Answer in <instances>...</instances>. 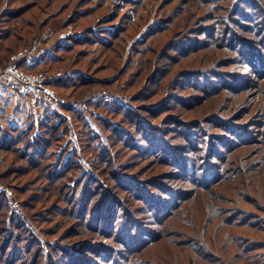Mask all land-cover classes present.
I'll list each match as a JSON object with an SVG mask.
<instances>
[{
  "label": "rangeland",
  "instance_id": "obj_1",
  "mask_svg": "<svg viewBox=\"0 0 264 264\" xmlns=\"http://www.w3.org/2000/svg\"><path fill=\"white\" fill-rule=\"evenodd\" d=\"M0 264H264V0H0Z\"/></svg>",
  "mask_w": 264,
  "mask_h": 264
},
{
  "label": "built area",
  "instance_id": "obj_2",
  "mask_svg": "<svg viewBox=\"0 0 264 264\" xmlns=\"http://www.w3.org/2000/svg\"><path fill=\"white\" fill-rule=\"evenodd\" d=\"M16 64L14 66H9L7 70L4 71V78H7V82L5 85L13 92L19 94H26L35 90V88H41L40 85L37 84V79L31 75L22 74V72H18L14 70Z\"/></svg>",
  "mask_w": 264,
  "mask_h": 264
},
{
  "label": "trees",
  "instance_id": "obj_3",
  "mask_svg": "<svg viewBox=\"0 0 264 264\" xmlns=\"http://www.w3.org/2000/svg\"><path fill=\"white\" fill-rule=\"evenodd\" d=\"M3 40H7V37H5V38H2ZM33 148H30V154H32V158H31V165L33 164V163H38V161L39 160H37V157H41V159L43 158V157H45V149H43V148H36V149H33ZM33 154L34 155H36V158H35V160H33ZM87 193V195H85L86 197H84L83 199L84 200H88V197L91 199V197L94 195V193L93 192H86ZM82 201V200H81ZM103 205V204H102ZM102 205H101V207H102ZM86 207H87V205H86ZM101 207H99L98 205H96V207H95V211H98V210H100L101 209ZM94 213V212H93ZM84 215H86V214H82V215H80V218H83V220H85V217H84ZM2 251H4V249L2 250Z\"/></svg>",
  "mask_w": 264,
  "mask_h": 264
}]
</instances>
